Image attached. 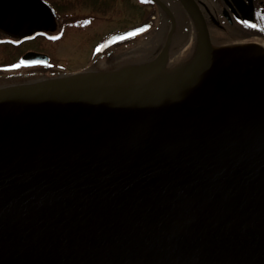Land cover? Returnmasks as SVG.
<instances>
[{"label":"water","instance_id":"obj_1","mask_svg":"<svg viewBox=\"0 0 264 264\" xmlns=\"http://www.w3.org/2000/svg\"><path fill=\"white\" fill-rule=\"evenodd\" d=\"M172 21L147 64L0 87V264H264V48L205 29L160 83ZM56 30L43 0H0L5 35Z\"/></svg>","mask_w":264,"mask_h":264},{"label":"flooded vegetation","instance_id":"obj_2","mask_svg":"<svg viewBox=\"0 0 264 264\" xmlns=\"http://www.w3.org/2000/svg\"><path fill=\"white\" fill-rule=\"evenodd\" d=\"M44 1L52 8L56 16L57 30L38 33L24 39L11 38L0 31V46L10 48L11 52H13L12 48H15L18 54L17 56L14 54L15 61L13 57H10L9 62L0 63V76L20 71H34L28 72L25 77L28 83L34 81L32 75L36 74L35 70L42 74L46 72V68L51 70L55 66L52 56L46 52L45 44L42 45L41 50L38 47H25L27 43L36 40L56 43L64 39L67 31H84V26L89 29H98V21L101 20L106 24L110 22L107 24L109 26L111 24L115 26L116 20L119 25L114 28L115 30L106 32L102 40L94 45L95 51H99L101 45L113 35L149 26L145 33L123 40L104 53H100L109 55L119 50L124 58L121 60L122 67L144 65L158 56L173 27L172 16L176 22V29L168 58L173 51H181L189 36L193 38L196 31L201 42L200 38L205 29L209 33L213 47L219 53L245 45L260 46L254 40H264V0H186V3L182 0H144V2L141 0H85V2L76 0L71 4V17L68 20H62L61 11H58L59 7L56 10L49 1ZM80 2L82 5L79 7ZM249 25H255V27ZM105 30L108 29L105 28ZM53 37L56 38L53 39ZM21 47L22 49L18 50ZM143 52H150V54L144 58L138 56ZM28 53L47 55L50 58V66H23L22 58ZM95 55L97 54H94V57ZM111 61H114V58ZM100 70L109 69L102 67L96 69V71Z\"/></svg>","mask_w":264,"mask_h":264},{"label":"rangeland","instance_id":"obj_3","mask_svg":"<svg viewBox=\"0 0 264 264\" xmlns=\"http://www.w3.org/2000/svg\"><path fill=\"white\" fill-rule=\"evenodd\" d=\"M51 3L52 6L56 8L59 7L60 10V17H62V20H68L71 17L70 11H71V4L76 0H47ZM81 1V0H77ZM82 2H85V0H82ZM56 5V6H55ZM82 5L80 2L79 7ZM85 12V11H84ZM86 15V12H85ZM84 15V16H85ZM82 14L80 13V17ZM98 29H89L87 26H84V31H67L65 33V37L63 40L59 42H52L47 43L39 40L29 42L25 45V47H38V49H43L42 45L46 47V52H48L52 56V62L54 63V69H51L50 71L43 72L40 74V71L35 70L36 74L32 75V78L36 80L39 79H49L58 77L60 75H69L71 73H77V72H84V71H92L96 70L98 67H102L103 69H110L109 67L113 66H119L123 65V62H121L123 56L121 55V52L119 50L113 51L109 55H101L99 53H96L94 50V45L97 44L102 40L106 32L115 30L114 28H117V21L115 20V26L114 25H107L110 22L104 23L102 20L98 21ZM106 24V25H104ZM107 28L108 30H105ZM89 29V30H88ZM187 40L184 47L181 49V51H173L170 58H168V61L173 62L178 55L185 52L190 45L192 44V38ZM256 43L261 44L264 46V40L256 39L254 40ZM37 42V43H36ZM13 52L10 51V48H4L0 46V63H7L10 60V57L14 58L18 54L16 53V49L12 48ZM22 49L19 48L18 50ZM98 51V50H97ZM99 52V51H98ZM152 53V52H151ZM94 54L95 55L94 57ZM150 54L147 52H143L139 54L138 56L147 57ZM114 58V61H111ZM110 59V60H109ZM43 71V70H41ZM28 72H34V71H20L18 73H12V74H6L4 76H0V87L2 86H10L13 84H24L28 83L25 79L26 74ZM28 78V76H27ZM33 82V81H32Z\"/></svg>","mask_w":264,"mask_h":264},{"label":"bare ground","instance_id":"obj_4","mask_svg":"<svg viewBox=\"0 0 264 264\" xmlns=\"http://www.w3.org/2000/svg\"><path fill=\"white\" fill-rule=\"evenodd\" d=\"M201 39L202 35L200 40ZM200 43L198 32L196 31L193 34L192 44L190 47L185 52L178 55L173 62L167 60L166 63L163 64L158 74V81L160 83L164 80L175 81L185 69L195 67L201 55Z\"/></svg>","mask_w":264,"mask_h":264},{"label":"trees","instance_id":"obj_5","mask_svg":"<svg viewBox=\"0 0 264 264\" xmlns=\"http://www.w3.org/2000/svg\"><path fill=\"white\" fill-rule=\"evenodd\" d=\"M122 66L121 65H119V66H114V67H109L110 69H119V68H121ZM47 71H50L49 69H46Z\"/></svg>","mask_w":264,"mask_h":264},{"label":"snow or ice","instance_id":"obj_6","mask_svg":"<svg viewBox=\"0 0 264 264\" xmlns=\"http://www.w3.org/2000/svg\"><path fill=\"white\" fill-rule=\"evenodd\" d=\"M141 2H144V0H141ZM250 27H255V25H249ZM56 37H53L55 39Z\"/></svg>","mask_w":264,"mask_h":264}]
</instances>
